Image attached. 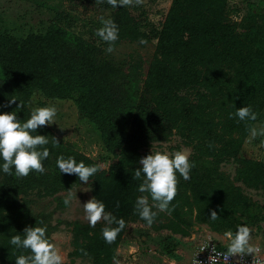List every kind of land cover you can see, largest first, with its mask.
I'll return each instance as SVG.
<instances>
[{"label":"trees","instance_id":"16d2710c","mask_svg":"<svg viewBox=\"0 0 264 264\" xmlns=\"http://www.w3.org/2000/svg\"><path fill=\"white\" fill-rule=\"evenodd\" d=\"M228 1L173 0L157 33L156 58L141 96L125 86L96 44L72 37L55 24L43 34L23 38L0 33V111L16 110L23 120L29 115L28 105L16 109V101L4 107L8 99L27 101L33 93L74 98L80 115L95 125L116 159L108 172L100 171L92 159L59 141L45 126L39 127L37 133L49 141L45 170L23 177L0 172L1 264H14L20 254L9 237L41 224L39 216H31L30 201L23 204L20 196L34 189L53 196L81 183L75 175L60 174L56 166L60 155L95 165L97 171L89 177L94 197L106 211L125 220L111 243L104 240L103 227L81 229L77 224L74 229L75 246L82 241L83 252L94 264H112L113 250L130 221L142 220L134 210L136 197L147 195L137 190L142 179L134 178L138 160L144 150L168 141L174 132L193 144V167L188 180L177 174L176 194L167 211L181 218L187 206L194 207L199 218L217 231L235 233L239 225L253 224L248 222L253 218L250 201L222 182L219 165L233 158L241 165L239 179L247 185L258 188L264 180L263 164L240 158L244 139L264 111V0L249 3L241 30L230 19ZM111 20L118 29L112 47L122 39L149 38L123 6L118 5ZM242 106H250L256 120L238 121L230 115ZM211 210L217 212L215 220L209 219Z\"/></svg>","mask_w":264,"mask_h":264},{"label":"rangeland","instance_id":"374dc122","mask_svg":"<svg viewBox=\"0 0 264 264\" xmlns=\"http://www.w3.org/2000/svg\"><path fill=\"white\" fill-rule=\"evenodd\" d=\"M262 1H228L230 19L239 30L250 12L249 3ZM172 2L173 0H131L129 4L123 5L149 38L135 41L122 39L112 47L111 52L106 51L107 43L95 35V30L101 26L99 18L103 16L105 19H112L113 12L118 8V5L112 7L107 0H0V33L23 38L31 33L43 34L55 24L72 37L96 44L101 50V58L117 69L125 86L136 96H141L151 64L156 58V36ZM36 94L35 103L38 106L54 104L57 109L53 124L44 125L53 136L92 159L100 171L108 172L116 161L115 156L106 149L95 125L80 115L74 98L51 99L42 93ZM30 106L34 104L28 105ZM253 127H264V111ZM151 150L167 152L169 155L183 150L190 161L194 146L174 132L168 141L154 143L144 150L143 156ZM240 158L264 165V133L258 132L253 137L249 132L244 139ZM200 163L204 164L202 161ZM240 168V163L233 158L219 165V171L223 173L222 182L236 187L250 201L253 211V218L248 221L253 222L248 227L247 241V247L251 251L245 252L264 255V180L259 182L258 188L250 187L239 179ZM92 188L93 183L88 180L86 184L81 182L71 190H62L53 196H43L37 189L31 190L27 196H20L21 203L30 201L31 216L40 217V225L46 227V236L63 258L61 264H94L93 259L83 252V242L80 241V246H75L74 243L77 224L81 229H100L105 226L103 220L90 226L85 219L82 205L94 197ZM153 211L156 212V217L150 225L138 219L130 221L128 230L113 250L112 264H192L195 251L204 243L212 242L224 248L229 246V239L224 236L226 231H217L211 223L201 220L194 207L187 206L182 211L181 218L167 210L153 208Z\"/></svg>","mask_w":264,"mask_h":264},{"label":"clouds","instance_id":"9594fccd","mask_svg":"<svg viewBox=\"0 0 264 264\" xmlns=\"http://www.w3.org/2000/svg\"><path fill=\"white\" fill-rule=\"evenodd\" d=\"M107 2L112 7H117V5L129 4L131 0H107ZM99 19L101 26L95 30V35L101 41L107 42L106 51L111 52L112 42L117 39V26L110 18L105 19L101 16ZM36 97L37 94L33 93L27 101L8 99L4 105L8 107L19 101L16 109H22L26 105L34 104L28 107L29 115L26 119H19L16 110L0 111V172L2 173L23 177L27 176L30 171L43 172L45 170L43 161L49 157V148L45 145L49 141L46 135L38 134L37 129L44 125H52L57 109L54 104L38 106L35 103ZM230 115H234L238 121L256 120V113L250 106L236 108L235 113ZM258 132L264 133V127L250 129L253 137ZM53 144H57L55 139ZM138 164L140 167L134 170V178L142 177V179L137 190L147 195L136 197L134 210L142 220L150 225L156 216L153 208L171 211L169 204L176 194L177 174L184 180H188L193 164L183 150H177L171 155L167 152L151 150L149 154L139 158ZM56 166L60 174L75 175L80 182L85 184L89 177L97 171L95 165H86L83 161H76L72 156L66 158L63 155L57 156ZM149 198L152 201L151 204ZM82 207L85 219L90 226H95L97 221L103 220L105 226L101 230L102 236L108 243H111L117 233L125 227V220L106 211L104 203L95 197L84 202ZM216 218L217 212L211 210L209 219L215 220ZM224 236L229 239L227 253L251 251L247 247L249 229L246 225H239L235 233L230 230L226 231ZM9 244L16 250H20V254L14 259V264H61L63 259L57 247L46 236V227L37 225V223L35 226H26L22 233L11 235ZM23 250H27V254H24Z\"/></svg>","mask_w":264,"mask_h":264},{"label":"built area","instance_id":"2783aa9c","mask_svg":"<svg viewBox=\"0 0 264 264\" xmlns=\"http://www.w3.org/2000/svg\"><path fill=\"white\" fill-rule=\"evenodd\" d=\"M224 253L225 255H217ZM192 264H264L261 253H227V248L209 242L200 245L194 253Z\"/></svg>","mask_w":264,"mask_h":264}]
</instances>
